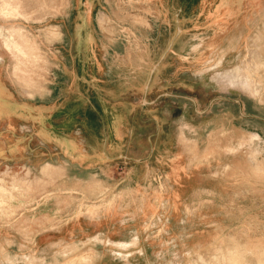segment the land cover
<instances>
[{
    "label": "rangeland",
    "instance_id": "374dc122",
    "mask_svg": "<svg viewBox=\"0 0 264 264\" xmlns=\"http://www.w3.org/2000/svg\"><path fill=\"white\" fill-rule=\"evenodd\" d=\"M0 264H264V0H0Z\"/></svg>",
    "mask_w": 264,
    "mask_h": 264
}]
</instances>
